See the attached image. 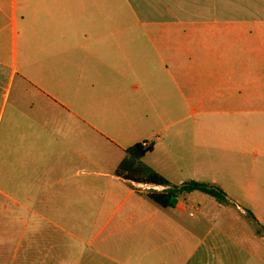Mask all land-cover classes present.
I'll return each instance as SVG.
<instances>
[{
	"label": "crops",
	"instance_id": "crops-1",
	"mask_svg": "<svg viewBox=\"0 0 264 264\" xmlns=\"http://www.w3.org/2000/svg\"><path fill=\"white\" fill-rule=\"evenodd\" d=\"M143 141L170 185L203 180L212 150L229 158L236 190L206 183L264 228V0H0V196L38 206L31 221L74 220L84 162L109 176L104 204L137 195L129 215L94 220L107 232L91 252L107 262L62 250L58 264H224L184 234L164 250L168 215L147 228L149 184L113 173Z\"/></svg>",
	"mask_w": 264,
	"mask_h": 264
},
{
	"label": "rangeland",
	"instance_id": "rangeland-1",
	"mask_svg": "<svg viewBox=\"0 0 264 264\" xmlns=\"http://www.w3.org/2000/svg\"><path fill=\"white\" fill-rule=\"evenodd\" d=\"M7 104H11L10 100ZM152 155H147L139 161L146 165ZM251 157H247L243 163V172L251 166ZM231 160L222 158L219 153L211 151L208 170L204 169L199 175L209 182L211 178L217 183L229 186L236 190L233 174L227 173ZM148 166V165H146ZM81 178L83 180V200L80 212L74 220H53L48 222L39 217L30 220V208L38 206L25 205L16 207L11 200L0 196V264H58L59 251L65 250L68 258L75 251H82L83 256H93L92 249L97 248L106 235L107 229L99 230L100 225L94 221L98 215L104 217L116 212V214L129 215V207L134 203L137 195L126 196V191L118 194L116 200L106 203L103 197L107 191V174L97 175L95 171H105L91 164L83 163ZM149 167V166H148ZM243 178L247 173L238 174ZM195 180L184 178V182ZM178 185L177 181L172 182ZM140 190L148 192L159 190L150 185H140ZM141 206L146 215L147 228H154L158 215H168L167 229L172 233L163 238L164 250L170 246L167 242L177 234L188 235L194 246H200L197 255L203 246L212 245L215 248L208 252L210 256L217 255L224 264H264V228L254 223L248 216L239 218V211L232 205L220 202L215 198L199 191L182 192L178 198L182 203L177 209L162 208L145 195ZM185 206V209H183ZM28 208V209H26ZM256 209L264 215V205L256 206ZM70 214L69 211L66 212ZM238 217H235V216ZM34 224L41 225L43 233L47 236L30 237V230ZM68 229L69 233L60 229ZM24 232L22 237L20 233ZM180 241V240H179ZM30 242L35 245L32 253H27ZM176 242L175 240L173 241ZM202 244L200 245V243ZM181 245V242H179ZM96 260H104L94 255ZM29 258V259H28Z\"/></svg>",
	"mask_w": 264,
	"mask_h": 264
},
{
	"label": "trees",
	"instance_id": "trees-1",
	"mask_svg": "<svg viewBox=\"0 0 264 264\" xmlns=\"http://www.w3.org/2000/svg\"><path fill=\"white\" fill-rule=\"evenodd\" d=\"M152 144L142 146L141 142L135 143L124 150V157L114 169V175L134 183L162 186L160 190L145 192V196L162 208L174 207L178 196L182 192L199 191L209 195L220 202H227L225 193L212 183L189 180L180 185H170L168 180L152 168L142 164L139 160L151 152ZM252 217L250 211H247Z\"/></svg>",
	"mask_w": 264,
	"mask_h": 264
},
{
	"label": "built area",
	"instance_id": "built-area-1",
	"mask_svg": "<svg viewBox=\"0 0 264 264\" xmlns=\"http://www.w3.org/2000/svg\"><path fill=\"white\" fill-rule=\"evenodd\" d=\"M141 145L145 147V146H148L149 143L147 141H143V142H141ZM152 187H155V186H152Z\"/></svg>",
	"mask_w": 264,
	"mask_h": 264
}]
</instances>
